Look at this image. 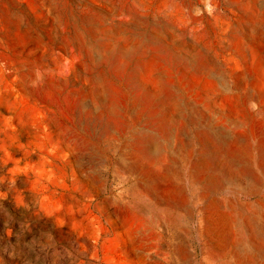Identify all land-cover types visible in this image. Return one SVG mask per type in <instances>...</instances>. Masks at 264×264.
Wrapping results in <instances>:
<instances>
[{
  "label": "rangeland",
  "instance_id": "obj_1",
  "mask_svg": "<svg viewBox=\"0 0 264 264\" xmlns=\"http://www.w3.org/2000/svg\"><path fill=\"white\" fill-rule=\"evenodd\" d=\"M152 135L158 173L181 147L255 176L217 208L184 175L182 262L130 207ZM263 165L264 0H0V264H264Z\"/></svg>",
  "mask_w": 264,
  "mask_h": 264
},
{
  "label": "bare ground",
  "instance_id": "obj_2",
  "mask_svg": "<svg viewBox=\"0 0 264 264\" xmlns=\"http://www.w3.org/2000/svg\"><path fill=\"white\" fill-rule=\"evenodd\" d=\"M229 136L230 134L227 131L217 130L213 132L212 138H214L218 144L221 143L222 145L223 142H226L229 139ZM144 139V142H142L143 148L141 159L147 164H139L141 166H135L134 164L124 165L130 173H139V178L131 186L130 192L132 193L133 199L130 207L134 213L137 211L140 213L136 214L140 217L143 226L147 228H158V230H156L158 235L167 240V246L173 254L182 252V257L179 259V262H182L185 259L184 254L187 249L186 242L188 239V227L190 222V201L185 190L186 187L184 186L185 192L182 188V184H184V175H186L185 179L190 186L192 202L196 204L203 200H209V204L217 208H220L221 205H228L230 201L226 198L211 197V193L218 192L226 185L242 187L250 193L253 191L255 176L249 168L243 167L246 164H237V157H235L234 153H229L226 156L227 164H177L183 162L187 156L181 147L174 148L177 153L176 164H162L163 170L158 173L156 171L157 168L155 169L156 165H160L155 164V162L158 161L157 155L164 152V156L167 159L170 158L169 154L171 152L169 148V139L166 135L165 137L157 135L149 137L144 136ZM223 146L224 145H222V147ZM226 146L224 147L226 148ZM146 157L149 160L148 162H146ZM233 158L235 159L232 160ZM171 159L172 158H170V160ZM184 166L187 169L184 170ZM240 175L245 176L246 181L244 183L237 182V176ZM170 186L174 188V191L168 189ZM258 205L249 204L251 208L255 209L254 219L259 223L264 221V202H259ZM229 217L232 225H235V230L237 232V213L231 212V216ZM246 229H243L242 231ZM255 233L257 232L255 231ZM258 241L255 240V242ZM220 253L223 254L224 252L222 251ZM242 255L243 254H240L241 258Z\"/></svg>",
  "mask_w": 264,
  "mask_h": 264
}]
</instances>
